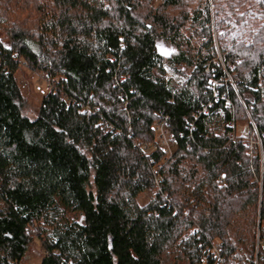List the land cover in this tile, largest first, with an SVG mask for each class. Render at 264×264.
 <instances>
[{
	"label": "trees",
	"instance_id": "1",
	"mask_svg": "<svg viewBox=\"0 0 264 264\" xmlns=\"http://www.w3.org/2000/svg\"><path fill=\"white\" fill-rule=\"evenodd\" d=\"M259 2L0 0V264H264Z\"/></svg>",
	"mask_w": 264,
	"mask_h": 264
},
{
	"label": "rangeland",
	"instance_id": "2",
	"mask_svg": "<svg viewBox=\"0 0 264 264\" xmlns=\"http://www.w3.org/2000/svg\"><path fill=\"white\" fill-rule=\"evenodd\" d=\"M259 7L264 12V0H260ZM30 78L33 79V81L36 83V85L38 87H40L42 90H45L46 91V86L42 82V79L41 78L39 79L41 82L38 81L37 76H31L30 75ZM32 116H35V115H32ZM235 134H236V136H239V137L250 138L249 132H248V128H247V126H246L245 123H238L237 124V132ZM153 196H154V194H150V193H148L146 195H143L140 198V200H139L140 205L141 206L146 205L147 202L149 200H151V198ZM43 260H44V258H43V255L40 252V249L38 247H35V250L29 256L28 264H42L43 263Z\"/></svg>",
	"mask_w": 264,
	"mask_h": 264
},
{
	"label": "built area",
	"instance_id": "3",
	"mask_svg": "<svg viewBox=\"0 0 264 264\" xmlns=\"http://www.w3.org/2000/svg\"><path fill=\"white\" fill-rule=\"evenodd\" d=\"M191 72H192V70L190 72H187L185 74V76H179V75H176L175 73H173L170 68H168L166 79L168 82H170L173 85L182 86V85L186 84L187 79H188ZM41 79H42V82L44 84H46V78L42 76ZM171 142H172V137L169 134V132L167 131V129L164 126H161L160 128H158V143H159L160 147L167 150V152H170ZM155 150H157V148H155Z\"/></svg>",
	"mask_w": 264,
	"mask_h": 264
}]
</instances>
